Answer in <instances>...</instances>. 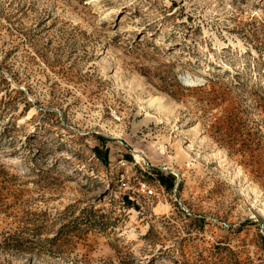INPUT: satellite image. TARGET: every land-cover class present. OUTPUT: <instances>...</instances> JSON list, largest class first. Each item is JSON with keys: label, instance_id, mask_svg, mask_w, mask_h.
<instances>
[{"label": "rangeland", "instance_id": "obj_1", "mask_svg": "<svg viewBox=\"0 0 264 264\" xmlns=\"http://www.w3.org/2000/svg\"><path fill=\"white\" fill-rule=\"evenodd\" d=\"M0 264H264V0H0Z\"/></svg>", "mask_w": 264, "mask_h": 264}]
</instances>
